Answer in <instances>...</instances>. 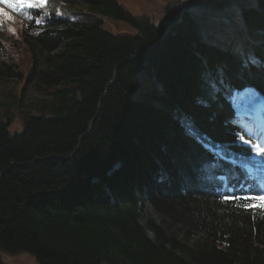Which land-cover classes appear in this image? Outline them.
Listing matches in <instances>:
<instances>
[{"label":"trees","instance_id":"1","mask_svg":"<svg viewBox=\"0 0 264 264\" xmlns=\"http://www.w3.org/2000/svg\"><path fill=\"white\" fill-rule=\"evenodd\" d=\"M148 7L0 16V264H264V207L244 206L262 203L245 198L264 196V165L231 109L235 90L264 95V0Z\"/></svg>","mask_w":264,"mask_h":264},{"label":"rangeland","instance_id":"2","mask_svg":"<svg viewBox=\"0 0 264 264\" xmlns=\"http://www.w3.org/2000/svg\"><path fill=\"white\" fill-rule=\"evenodd\" d=\"M128 8L133 13H141L148 11V0H122ZM159 9H163L167 0H154ZM40 8V7H33ZM0 16H3L4 13L8 14L7 20L11 23L16 24L20 20H31L30 9L28 7L23 8L22 10L13 9L8 7L7 4L3 3L0 0ZM201 12V15L198 17L200 21L201 29L204 31L205 28L210 29L214 23H209V15ZM107 26L114 33H136L137 30L129 24H121L119 20L107 18ZM203 20V21H202ZM251 37H248L243 34L242 38L238 40V47L245 45V40H250ZM264 38L260 37L258 43L262 42ZM157 87L160 89V85L157 84ZM258 92L252 88L247 87L242 90H236L232 97V111L235 116L234 123L238 125L241 131L235 132V140L237 143H243L238 137L243 134L246 139L252 140L254 143L259 141H264V101L260 100ZM249 114H254V117H249ZM249 120V122H248ZM23 126L19 123H14L8 127V132L11 136L16 135L17 133L22 132ZM261 132V135L258 133ZM247 145V144H246ZM264 147V143L261 144ZM255 156V155H254ZM258 157V156H256ZM261 160L264 163V156H260ZM264 189V182H263ZM2 253V256L6 263L8 264H38L37 259L34 255L28 252H21L19 254Z\"/></svg>","mask_w":264,"mask_h":264},{"label":"snow or ice","instance_id":"3","mask_svg":"<svg viewBox=\"0 0 264 264\" xmlns=\"http://www.w3.org/2000/svg\"><path fill=\"white\" fill-rule=\"evenodd\" d=\"M3 3L7 4L8 7L13 8V9H19L22 10L25 7L28 8H33V7H44L48 0H2ZM4 15H7V13H4ZM11 19V17H8ZM14 31V30H13ZM238 139L245 144L249 146V151L253 153L255 156H264V147L261 146L264 141H259L254 143L250 139H246L243 134H241ZM225 199H238V197H225ZM245 199H250L253 201H262L261 204L259 205H244L245 207H254V206H259V207H264V196H252V197H246Z\"/></svg>","mask_w":264,"mask_h":264},{"label":"bare ground","instance_id":"4","mask_svg":"<svg viewBox=\"0 0 264 264\" xmlns=\"http://www.w3.org/2000/svg\"><path fill=\"white\" fill-rule=\"evenodd\" d=\"M260 100H263L264 101V98H261ZM264 104V103H263Z\"/></svg>","mask_w":264,"mask_h":264},{"label":"water","instance_id":"5","mask_svg":"<svg viewBox=\"0 0 264 264\" xmlns=\"http://www.w3.org/2000/svg\"><path fill=\"white\" fill-rule=\"evenodd\" d=\"M193 4H194V3H193ZM193 4H192V5H193ZM187 8H188V7H187ZM184 9H186V8H184Z\"/></svg>","mask_w":264,"mask_h":264}]
</instances>
